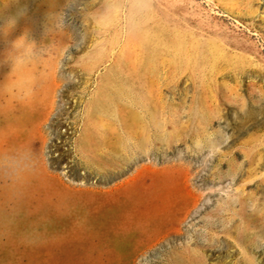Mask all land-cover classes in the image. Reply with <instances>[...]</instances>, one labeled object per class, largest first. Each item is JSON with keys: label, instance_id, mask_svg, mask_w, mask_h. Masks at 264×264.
<instances>
[{"label": "rangeland", "instance_id": "374dc122", "mask_svg": "<svg viewBox=\"0 0 264 264\" xmlns=\"http://www.w3.org/2000/svg\"><path fill=\"white\" fill-rule=\"evenodd\" d=\"M0 264H264V0H0Z\"/></svg>", "mask_w": 264, "mask_h": 264}, {"label": "bare ground", "instance_id": "6f19581e", "mask_svg": "<svg viewBox=\"0 0 264 264\" xmlns=\"http://www.w3.org/2000/svg\"><path fill=\"white\" fill-rule=\"evenodd\" d=\"M112 3V2H111ZM110 4V3H109ZM155 4V3H154ZM123 5V4H122ZM140 6V5H139ZM111 7V6H110ZM115 7H116V5H115ZM142 7V6H141ZM140 7V8H141ZM112 9V8H111ZM117 10H119V9H117ZM122 10V9H121ZM143 13V12H142ZM148 14H149V12H147ZM151 13V12H150ZM155 13V12H154ZM118 14V13H117ZM141 14V13H140ZM116 15V14H115ZM138 15V14H137ZM146 15V14H145ZM151 16V15H150ZM107 17V16H106ZM111 17V16H110ZM113 17V16H112ZM118 17V16H117ZM134 17H136V16H134ZM150 18V17H149ZM151 18H152V16H151ZM112 19V18H111ZM110 19V20H111ZM115 19V18H114ZM117 20V19H116ZM102 21V20H101ZM142 21V20H141ZM100 22V21H99ZM111 22V21H110ZM115 22V21H114ZM121 22V21H120ZM139 22V21H138ZM112 23V22H111ZM140 23V22H139ZM120 24V23H119ZM106 25V24H105ZM177 25V24H176ZM108 26V25H107ZM116 26H118V25H116ZM103 27V26H102ZM123 28V27H122ZM139 29V28H138ZM178 29V28H177ZM118 30V29H117ZM119 31V30H118ZM193 31V30H192ZM99 32V31H98ZM110 32V31H109ZM181 32V31H180ZM186 32V31H185ZM190 32V31H189ZM121 33V32H120ZM105 34V33H104ZM117 34V33H116ZM99 35V34H98ZM145 36H147V35H145ZM100 37H101V35H100ZM115 37V36H114ZM141 37V36H140ZM180 37H181V35H180ZM188 37V36H187ZM191 37V36H190ZM189 37V38H190ZM146 38V37H145ZM107 39V38H106ZM176 39V38H175ZM184 39V38H183ZM102 40V39H101ZM140 40V39H139ZM144 40V39H143ZM100 41V40H99ZM115 41H116V39H115ZM205 41V40H204ZM108 42V41H107ZM180 42V41H179ZM182 42V41H181ZM112 43H114V42H112ZM121 43V42H120ZM200 43V42H199ZM98 44H100V43H98ZM102 44V43H101ZM115 44V43H114ZM181 44V43H180ZM96 45V44H95ZM193 45V44H192ZM222 45V44H221ZM226 45V44H225ZM117 46V45H116ZM141 46V45H140ZM140 46L138 47V48H140ZM182 46V45H181ZM181 46H179V47H181ZM94 47H96V46H94ZM94 47H92V48H94ZM228 47V46H227ZM91 48V49H92ZM97 48V47H96ZM95 48V49H96ZM98 48H99V46H98ZM197 48V47H196ZM196 48H195V50H196ZM225 48V47H224ZM180 50V49H179ZM233 50V49H232ZM96 51V50H95ZM100 51V50H99ZM112 51V50H111ZM177 51H178V49H177ZM181 51V50H180ZM236 51V50H235ZM238 51V50H237ZM89 52V51H88ZM90 53H91V51H90ZM228 53V52H227ZM88 54V53H87ZM111 54V53H110ZM235 54V53H234ZM233 54V55H234ZM244 54V53H243ZM84 56H86L85 54H84ZM99 56V55H98ZM103 56V55H102ZM231 56V55H230ZM250 57H252V56H250ZM139 58V57H138ZM104 59V58H103ZM102 59V60H103ZM254 59V58H253ZM185 61V60H184ZM136 62V61H135ZM253 62V61H252ZM101 64V63H100ZM188 64V63H187ZM254 64V63H253ZM184 66V65H183ZM96 67V66H95ZM254 68V67H253ZM108 71V70H107ZM84 72V71H83ZM216 75V74H215ZM89 76V75H88ZM180 76V75H179ZM180 80V79H179ZM192 80V79H191ZM194 81V80H193ZM172 83V82H171ZM70 84H72V83H70ZM203 90V89H202ZM193 91V90H192ZM203 92V91H202ZM217 93V92H216ZM219 94V93H218ZM86 101V100H85ZM84 104V103H83ZM87 106V105H86ZM160 108H162V107H160ZM159 108V109H160ZM164 111V110H163ZM99 118V117H98ZM101 118V117H100ZM80 119V118H79ZM87 119V118H86ZM90 119V118H89ZM103 119V118H102ZM84 120V119H83ZM94 122V121H93ZM104 122V121H103ZM106 122V121H105ZM88 123V122H87ZM95 123V122H94ZM182 128V127H181ZM93 129V128H92ZM170 138V137H169ZM75 144V143H74ZM260 162V161H259ZM258 165V164H257ZM232 203H230V205H231ZM231 207V206H230ZM236 247H237V245H236ZM244 249V248H243ZM244 251V250H243ZM246 254V253H245ZM246 256V255H245ZM247 257V256H246Z\"/></svg>", "mask_w": 264, "mask_h": 264}, {"label": "clouds", "instance_id": "9594fccd", "mask_svg": "<svg viewBox=\"0 0 264 264\" xmlns=\"http://www.w3.org/2000/svg\"><path fill=\"white\" fill-rule=\"evenodd\" d=\"M146 2V0H131L132 10L135 11L139 3Z\"/></svg>", "mask_w": 264, "mask_h": 264}]
</instances>
